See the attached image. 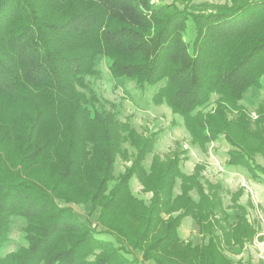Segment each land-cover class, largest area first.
<instances>
[{
	"label": "trees",
	"instance_id": "16d2710c",
	"mask_svg": "<svg viewBox=\"0 0 264 264\" xmlns=\"http://www.w3.org/2000/svg\"><path fill=\"white\" fill-rule=\"evenodd\" d=\"M78 1L85 3L83 10L76 8ZM48 7L56 16L49 15ZM189 33L192 40L185 38ZM111 49L128 54L131 62L113 58ZM103 52L113 77L134 79L145 89L162 83L155 94L158 103L165 100L178 112L194 137L213 141L224 136L232 148L227 163L264 183V166L254 157L264 155V141L253 153L232 134L238 127L242 134L255 132L240 102L249 89L264 90V0H231L202 12L161 0H0V107L27 119L18 127L14 116L0 117V264H236L221 247L252 240L255 230L244 215L233 226L219 189L202 182L198 172L181 173L175 159L168 166L156 159L147 180L142 178L153 191L150 203L130 193L139 205L136 228L115 210L136 167L110 185L122 148L112 142V127L122 132L128 124L104 113L91 87L89 95L81 93L89 88L85 82L97 71L96 57ZM26 108L34 111L32 117ZM256 111L264 140V98ZM57 114L62 119L52 120ZM84 122L96 124L100 133L91 137L97 142L94 155L87 156L93 172L86 180L95 184L88 194L90 209L99 205L101 211L96 225L81 220L68 205L77 200L74 174L89 141L86 133L77 134ZM45 127L50 133L42 142ZM62 135L69 148L63 149L62 170L56 174L44 165V154ZM133 142L139 151L136 163L154 142L148 137L140 149V141ZM180 175L178 201H183L178 206L171 192ZM194 189L198 200L190 193ZM174 203L184 208L176 215L170 208ZM186 215L207 236L204 247L189 243L184 249L177 231ZM14 216L27 222V244L2 254ZM240 227L245 229L239 235ZM216 230L231 243L221 244ZM167 247L189 254L176 257Z\"/></svg>",
	"mask_w": 264,
	"mask_h": 264
},
{
	"label": "rangeland",
	"instance_id": "374dc122",
	"mask_svg": "<svg viewBox=\"0 0 264 264\" xmlns=\"http://www.w3.org/2000/svg\"><path fill=\"white\" fill-rule=\"evenodd\" d=\"M161 1L166 3H175L181 8H187L189 6L199 12L207 11L211 8L215 9L217 5L231 4V0ZM82 4L85 3L83 1H78L76 8L83 10ZM48 11L49 13L51 12L49 14L50 16H56V12H54L53 9H49L48 7ZM185 38L187 40H192L193 34L189 33V35H186ZM110 53L113 58L122 59L123 57H126V62H131L132 60L131 56L128 54L123 56V52L119 49H111ZM123 59L125 60V58ZM95 66L97 71L95 74L89 75L87 77V81L85 82L88 83L89 88H86L87 90L84 91L81 89V93L89 95L92 93V88L95 95H97L98 103L101 104L102 108L105 110L104 113L115 115L119 122L121 121L124 124H128V128L126 127V129L122 132L118 130V127H112V131L115 134L112 142L116 145L119 141V146L122 148L117 150V160L114 164L113 170L114 179L110 184L113 186L125 171H128V169L133 166L136 167L134 169V174L130 179V185L127 188L128 190L122 189L120 192L121 199L115 208V210L121 214L122 218L126 220L125 224L132 228L137 227L135 221L136 214L134 213L137 212V207H139V205L136 206L131 200V194L134 197L141 198L146 203H150L152 199V188H145L143 180H147L146 174L152 170L151 166L155 164V160L159 158L161 165L163 163L167 165L168 162L175 159L177 160V164L175 166L180 168L181 173L194 175L198 172V178H200L202 182L210 181L215 185L214 187L219 189L218 193L223 198V206H225L230 215H228L229 221L230 223H236L237 225L239 223L241 224V221H244L240 214L243 213L242 215H245L246 212L244 210L242 212L241 209L231 208V198L232 193L235 194L234 196L236 198L237 195L235 192H237L239 188L243 187L245 189V193L249 195L248 197H250L252 205L248 204L249 198L245 199V197H242L239 202L247 207L248 218L252 221L253 225L258 227L259 232L262 231L261 233L264 234V184L252 181L249 172L242 166L237 165L231 167V165L227 163L229 153L232 151V148L224 136L218 140L205 141L191 135L183 117L178 112L176 113L165 100L160 103L157 102L155 94L162 83L161 85L158 84L148 86L145 89L143 87L140 88L134 79L126 77H120L117 79L113 77L107 54L104 52L97 55ZM263 98L264 90L251 88L249 89V92L245 94L244 99L240 102L249 111V117L252 118L251 129L255 132H251V135L242 134L239 127L232 132L234 139L241 142L239 144H243L248 150H250V152L253 153H255L256 148H258L257 146L260 143V140L264 141L258 133L260 131L258 123L260 122L257 121L259 118H257L258 115L256 111L258 103H260ZM213 106L212 102L206 110L212 109ZM102 111L100 113L105 118L106 115H104ZM27 112H29V118L34 114V111L30 109H28ZM9 113L10 112L6 110L5 105H3L2 108L0 107V117L2 119H10L14 116V119H12L14 123L18 127H24L23 124L27 121L26 118H23L22 115L16 112H13L11 115ZM62 117L63 116L57 114L56 116H53L52 120L56 119L57 121V119H62ZM64 117L67 120L70 116ZM50 124L52 127V122ZM95 125L96 124H88L84 122L77 129L78 137L81 132L86 133L85 139L88 138L87 140L89 141H87V149L82 151L85 155L84 157L82 156L80 163L78 162V169L74 174V186L72 190L77 200L68 204L71 206L72 211H74L81 220L91 225L98 224V217L101 213L99 205H97L92 211L90 209V196H88V194L90 193L89 191L93 190L95 184H91L88 180H86L93 172V167L92 169L87 167L90 160L87 156L89 154L94 155L92 150L95 148V143L97 142V140H94L91 137H97L100 134L97 130V126ZM49 133V130L45 127L39 136L40 140L45 142ZM148 137L153 138L154 143L150 146V150H148V152L146 151V153L142 156L143 158L141 161L135 163V159L139 151L136 148V144H134L133 139L140 141V149V147L143 146L144 140ZM52 140H54L52 148L44 154V165L47 164L48 169H51L58 174V171L62 170L63 166L61 163L64 156L63 149L67 147L69 148V139L62 135L61 137L57 136V139L53 138ZM77 142H79V140H77ZM254 157L256 162L264 166V155L262 153L259 152ZM46 171L50 174V170L46 169ZM182 180L183 179H181L180 175L172 187L171 198H177L176 202L182 192ZM210 191L211 190L209 189L207 192ZM190 193L195 200L199 199V193L196 189L192 190ZM182 201V198H180L178 206L181 205ZM175 206L176 203L170 207L173 211L172 214L174 215L180 213L184 209L182 207L181 209H176L174 208ZM167 214L169 213H164L163 216L165 215L164 217H167ZM26 224L27 222L25 218L17 216L13 217L10 226L11 230L9 239L6 242L7 244L4 247L2 254L15 251L27 244L24 240ZM98 229L101 230L103 227L99 225ZM244 229L245 227H240L238 229L239 235L244 232ZM216 232L220 235L221 244H224V241L227 239H224L221 231L219 232L216 230ZM177 234L181 239V242L184 244V249L185 245H189V243L192 245L197 244L201 248L208 243L207 236L201 232L198 222H195L192 215L183 216ZM100 236L103 238L113 239L110 235L108 236L105 233L100 234ZM231 240V238H228L227 241L230 242ZM230 245H223L221 250L231 259V261L233 260L236 262V264H246V262L249 261V258H251L250 256L252 253L255 255V252L253 251H259L260 247V245L259 247H256L257 245H252V247H248L243 251L235 252ZM171 250L176 257H182L189 254L181 249L173 251L174 247ZM137 253L142 256L140 251ZM241 257H245L246 259L242 261ZM249 263L251 262L249 261Z\"/></svg>",
	"mask_w": 264,
	"mask_h": 264
},
{
	"label": "crops",
	"instance_id": "0c3cea01",
	"mask_svg": "<svg viewBox=\"0 0 264 264\" xmlns=\"http://www.w3.org/2000/svg\"><path fill=\"white\" fill-rule=\"evenodd\" d=\"M231 167H234L233 165H231ZM252 181H255V182H258V183H262V182H259L257 180H255L254 178L251 179ZM264 184V183H262ZM245 189L243 187L239 188L237 190L236 193V199H235V194L232 193V207L231 208H234V209H241V211L243 212V210L246 212V214L244 215V217H246V219L248 220L249 224H250V227L253 228L255 230V236L252 240H245V242L243 244H235V245H232L231 248L235 250V252L237 251H243L244 249L246 248H250L252 247V245H257L256 247H259V251L258 250H255L253 252H255V255H252L250 256L251 258H249V261L251 263H249V261L246 262V264H264V234H262L261 232H259L258 230V227H256L255 225H253L252 221L248 218V210H247V207H245L243 204H241L239 201L242 197H245V199H248V204L252 205V202H251V199L250 197H248L249 195L245 193L244 191ZM245 194V196H244ZM229 214V213H228ZM242 214H240V216L242 217ZM230 216V215H229ZM239 218V217H238ZM231 224L233 226H236L237 224L236 223H232ZM262 239V240H260ZM258 243V244H257ZM263 245V246H261ZM252 249V248H251ZM258 254V255H257ZM259 256V257H258ZM261 257V258H260ZM242 258V257H241ZM246 258L243 257L241 260L244 261Z\"/></svg>",
	"mask_w": 264,
	"mask_h": 264
}]
</instances>
